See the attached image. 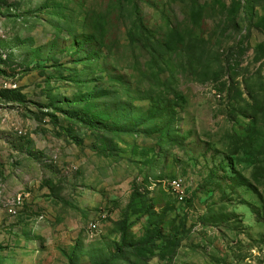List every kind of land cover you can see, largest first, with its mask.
<instances>
[{
	"label": "rangeland",
	"instance_id": "374dc122",
	"mask_svg": "<svg viewBox=\"0 0 264 264\" xmlns=\"http://www.w3.org/2000/svg\"><path fill=\"white\" fill-rule=\"evenodd\" d=\"M0 264H264V0H0Z\"/></svg>",
	"mask_w": 264,
	"mask_h": 264
},
{
	"label": "built area",
	"instance_id": "2783aa9c",
	"mask_svg": "<svg viewBox=\"0 0 264 264\" xmlns=\"http://www.w3.org/2000/svg\"><path fill=\"white\" fill-rule=\"evenodd\" d=\"M173 184H177V186H179L177 180H175ZM22 200L24 199L22 198L20 193L11 196L10 200L5 204V208L7 212L11 215L15 214V207L17 205L22 204L23 203ZM93 227H95V225Z\"/></svg>",
	"mask_w": 264,
	"mask_h": 264
}]
</instances>
